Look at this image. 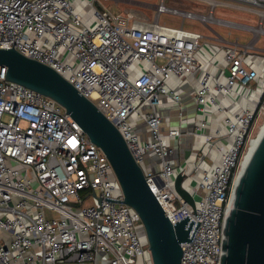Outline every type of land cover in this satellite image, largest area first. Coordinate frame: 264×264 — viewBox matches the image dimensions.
Listing matches in <instances>:
<instances>
[{"label": "built area", "instance_id": "1", "mask_svg": "<svg viewBox=\"0 0 264 264\" xmlns=\"http://www.w3.org/2000/svg\"><path fill=\"white\" fill-rule=\"evenodd\" d=\"M165 1L157 5V20L148 23L87 0L95 19L86 25L70 0H0V48L51 67L96 106L121 133L172 224L188 216L190 238L200 222L191 242L181 243L180 264H219L241 163L264 131V51L210 39L211 57L202 63L196 53L204 36L184 21L208 22L214 8L228 1L256 12L262 26L264 0H202L207 15ZM161 14L182 21L159 24ZM250 54L260 61L254 64ZM218 58L225 63L209 69ZM234 86L258 91L253 110L233 112L242 97ZM166 105L176 108L174 122L160 113ZM219 114L221 127L213 129ZM139 120L144 138L135 129ZM205 147L217 158L207 159ZM193 155L199 184L182 185L192 207L169 178L182 174L184 181ZM122 199L106 155L64 108L6 80L0 67V264H152L147 238L145 245L138 238L140 217Z\"/></svg>", "mask_w": 264, "mask_h": 264}, {"label": "water", "instance_id": "2", "mask_svg": "<svg viewBox=\"0 0 264 264\" xmlns=\"http://www.w3.org/2000/svg\"><path fill=\"white\" fill-rule=\"evenodd\" d=\"M0 67L6 80L49 97L71 117L109 160L123 194L122 203L132 207L143 225L152 264H180L181 243L191 242L188 216L172 224L148 187L143 172L128 150L118 129L51 67L26 57L15 49L0 48ZM184 176L174 179L176 193L193 207L182 187ZM219 264H264V131L258 137L232 195L224 220Z\"/></svg>", "mask_w": 264, "mask_h": 264}, {"label": "rangeland", "instance_id": "3", "mask_svg": "<svg viewBox=\"0 0 264 264\" xmlns=\"http://www.w3.org/2000/svg\"><path fill=\"white\" fill-rule=\"evenodd\" d=\"M71 6L73 10L80 11L82 15L83 22L86 25L90 24L94 21V9L90 6L87 0H70ZM160 0H95V5L99 9L108 10L110 12L118 13V12H126L131 14L134 18L140 19L144 22L152 23L157 20L156 11L157 5ZM221 4H218L213 10V14L211 20L208 22L205 21H192L185 20L184 27L192 28L201 34H203L204 39L200 40V48L196 53V58L205 63L211 57L207 43L211 39L213 43H222V44H238V47H247V48H256L264 51V20L262 22V26L259 25V15L248 9L242 8L241 4H235L228 1H221ZM166 5L172 8H178L180 10H190L196 14L207 15L209 14V5L208 3L202 0H166ZM182 19L177 16L170 14H161L158 18L159 24H166L169 26L180 25ZM220 54L223 56L225 54V49L220 48ZM250 58L252 62L258 63L261 59L260 56H255L250 54ZM220 63H225L223 60L213 59L210 61L209 69H211L214 65H220ZM78 65H75V69ZM199 74V73H198ZM192 81V86L196 84L194 79H190ZM221 82H225V79L219 78ZM175 80H168V85L170 87H175ZM234 90H237L241 93L242 97H239L236 100V104L234 105L233 112L236 113L238 111H242L245 108L253 110L255 107V102L258 97V91L252 90L244 87L234 86ZM218 98L222 99L223 104L226 103L225 98L222 97L221 92H216ZM244 98H249L250 101H247ZM215 109V107H213ZM176 108L170 105L164 106L161 109V115H169L171 122H174ZM219 122L212 124L213 129L220 128V118L221 115H218ZM138 115L136 113L130 115V120L135 123L137 121ZM141 126H144L142 120H139L136 125V131L144 138L145 133L142 130ZM164 130V127H162ZM214 132V130H211ZM222 132L225 130L222 128ZM139 135L140 140L142 137ZM197 140V139H196ZM142 141V140H141ZM163 141L167 144L168 141L166 138H163ZM141 143V142H140ZM142 144V143H141ZM203 153L207 155L208 158H217L216 151L213 148L208 149L204 148ZM147 157V156H146ZM193 158L194 155L189 158V165L186 167L185 174L186 178L183 181L182 185L184 187H197L200 181V177L193 173ZM153 160H157L155 156H153ZM215 165V164H214ZM175 166H179L175 164ZM201 166L205 167L206 164H202ZM180 169V167H177ZM176 175H172L169 178L171 185L174 184V179ZM119 193V192H118ZM199 201V200H198ZM138 238L140 239L143 245L146 244V234L144 228L142 227V223L138 222L136 224ZM137 263L140 264V259L137 260Z\"/></svg>", "mask_w": 264, "mask_h": 264}, {"label": "bare ground", "instance_id": "4", "mask_svg": "<svg viewBox=\"0 0 264 264\" xmlns=\"http://www.w3.org/2000/svg\"><path fill=\"white\" fill-rule=\"evenodd\" d=\"M256 143H257V141L255 140L254 146H253V144H252V146L250 147V149H249L247 155L245 156V159H244L243 162L241 163V170H240V172L242 171V169H243V167H244L246 161L248 160V158H249V156H250V154H251V152H252V149H254V147L256 146Z\"/></svg>", "mask_w": 264, "mask_h": 264}, {"label": "crops", "instance_id": "5", "mask_svg": "<svg viewBox=\"0 0 264 264\" xmlns=\"http://www.w3.org/2000/svg\"><path fill=\"white\" fill-rule=\"evenodd\" d=\"M184 101H185V103L187 104V109H188V111L190 112L191 111V99L190 98H188V96L187 95H185V97H184Z\"/></svg>", "mask_w": 264, "mask_h": 264}, {"label": "trees", "instance_id": "6", "mask_svg": "<svg viewBox=\"0 0 264 264\" xmlns=\"http://www.w3.org/2000/svg\"><path fill=\"white\" fill-rule=\"evenodd\" d=\"M187 28V27H186ZM189 29H192V28H189Z\"/></svg>", "mask_w": 264, "mask_h": 264}]
</instances>
